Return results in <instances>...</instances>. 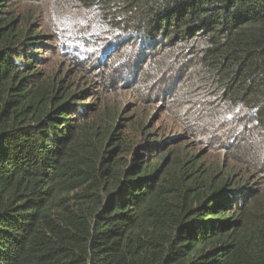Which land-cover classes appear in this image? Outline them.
Returning a JSON list of instances; mask_svg holds the SVG:
<instances>
[{
	"label": "trees",
	"instance_id": "trees-1",
	"mask_svg": "<svg viewBox=\"0 0 264 264\" xmlns=\"http://www.w3.org/2000/svg\"><path fill=\"white\" fill-rule=\"evenodd\" d=\"M101 1L119 7L107 17L116 60L123 41L141 39L133 65L148 58L147 95L192 78L201 96L237 109L210 119L229 123L231 140L141 126L142 143L120 149L114 128L96 147L93 105L47 78L45 44L16 33L0 0V264H264V0H78Z\"/></svg>",
	"mask_w": 264,
	"mask_h": 264
},
{
	"label": "rangeland",
	"instance_id": "rangeland-1",
	"mask_svg": "<svg viewBox=\"0 0 264 264\" xmlns=\"http://www.w3.org/2000/svg\"><path fill=\"white\" fill-rule=\"evenodd\" d=\"M8 4V12L15 20L12 26L15 32L29 30L34 36H39L36 42L42 41L45 44L37 51L41 53L42 71L47 78L63 80L67 92L82 96L78 103L93 105L85 117L95 121V127L99 129L97 140H93L96 147L107 146V137L114 128L122 133L124 144L120 145L121 149L124 145L130 148L143 142L135 132L141 126H146L152 135L175 137L185 136L184 132L190 124L207 120L200 127L192 126V129L198 128L197 135L192 134L199 141L209 144L216 138V143L219 144L231 140L224 137L226 133L233 132V127L225 121L210 119L221 118L224 115L220 113L228 114L233 110L220 111L218 99L210 101L201 96L198 90L193 91L189 84L192 78L178 75L170 86L160 80L154 94L147 95V86L140 80V74L148 58L141 57L138 66L133 65L135 51L140 52L142 48L139 37H129L131 43L123 41L122 50L125 55L124 59L121 58V64H118L121 59L116 60L117 55L111 50V46L115 45L113 39L106 40L111 32L105 23L110 25L107 17L115 15L110 10L119 13V7L101 1L94 4V7L87 8L88 3H80L78 0H9ZM104 45V50H110L108 55L103 51ZM120 45L116 42V46ZM174 47L178 46L172 44L153 50L151 62H160ZM112 66H116L117 71L112 72ZM125 69L127 70L124 71ZM151 74L152 69H146L144 77L150 79ZM170 74L167 73L166 76L171 79ZM193 74L197 79L200 71ZM106 75H109L107 79ZM141 97L145 99L142 101ZM213 111H217V114L210 113ZM188 119H192V122ZM246 139L250 143V139ZM242 141L243 129L234 144ZM111 147L112 144L109 145Z\"/></svg>",
	"mask_w": 264,
	"mask_h": 264
},
{
	"label": "clouds",
	"instance_id": "clouds-1",
	"mask_svg": "<svg viewBox=\"0 0 264 264\" xmlns=\"http://www.w3.org/2000/svg\"><path fill=\"white\" fill-rule=\"evenodd\" d=\"M99 25H100V23H99ZM105 25H107L108 26V28H109V30H110V34H106L107 35V37H106V40H111V39H113V41L115 42V45L114 46H111V47H113L111 50H114L113 52H115V49L118 47V46H116V38L115 37H113V36H117L118 35V27H117V25L116 24H111L110 23V25H108V23H105ZM116 25V26H115ZM101 27H103V29H104V26H102V25H100ZM111 28L113 29V30H111ZM105 30V29H104ZM106 31V30H105ZM113 31H114V33H113ZM106 33H107V31H106ZM109 36V37H108ZM119 43V42H118ZM106 47V45H104L103 46V51L105 52V54L106 55H108L109 53H110V50L108 51V49L107 50H104V48ZM110 47V48H111ZM130 49V48H129ZM124 59V58H123ZM123 59H121V60H119L118 61V64H121V61L123 60ZM116 64V63H115ZM114 64V65H115ZM194 91V90H193ZM214 101H216V100H214ZM218 106H219V108H220V111L221 110H224V109H231V110H233V111H235V112H237V109H232V108H230L229 106H220L219 104H218ZM216 110V109H215ZM204 116H205V114H203ZM189 120V122L191 123L192 122V119H188ZM208 121V120H207ZM207 121H204L203 123H201L202 121H199L198 123H196V124H190L189 125V127L188 128H192V126H197V127H200L202 124H204L205 122H207ZM193 132L195 133V135H197V132H198V128L197 129H193Z\"/></svg>",
	"mask_w": 264,
	"mask_h": 264
}]
</instances>
